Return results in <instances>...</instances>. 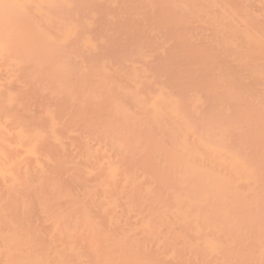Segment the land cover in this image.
<instances>
[{"label":"bare ground","instance_id":"1","mask_svg":"<svg viewBox=\"0 0 264 264\" xmlns=\"http://www.w3.org/2000/svg\"><path fill=\"white\" fill-rule=\"evenodd\" d=\"M0 264H264V0H0Z\"/></svg>","mask_w":264,"mask_h":264}]
</instances>
